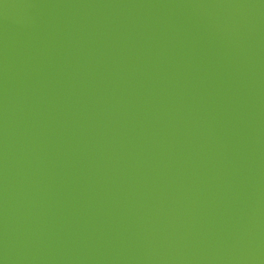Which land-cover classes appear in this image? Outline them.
<instances>
[{
	"label": "water",
	"instance_id": "95a60500",
	"mask_svg": "<svg viewBox=\"0 0 264 264\" xmlns=\"http://www.w3.org/2000/svg\"><path fill=\"white\" fill-rule=\"evenodd\" d=\"M0 264H264V0H0Z\"/></svg>",
	"mask_w": 264,
	"mask_h": 264
}]
</instances>
